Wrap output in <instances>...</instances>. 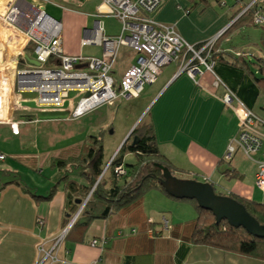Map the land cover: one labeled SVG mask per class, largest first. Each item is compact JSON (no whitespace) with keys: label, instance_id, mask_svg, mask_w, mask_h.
<instances>
[{"label":"crops","instance_id":"obj_1","mask_svg":"<svg viewBox=\"0 0 264 264\" xmlns=\"http://www.w3.org/2000/svg\"><path fill=\"white\" fill-rule=\"evenodd\" d=\"M6 1L0 0V4ZM30 1L31 4H39L36 0ZM89 1L93 4L94 13L99 0ZM245 1L236 3L231 0L229 7L217 11L211 7L212 2L218 5L213 0H165L152 13L151 18L158 24L172 25L185 43L195 46L223 33ZM84 28L91 29V26L86 28L84 23L76 22L71 43L61 41L65 54L80 53L79 39ZM248 28H237L222 35L216 48L227 52L242 48L246 51L244 40L249 37L242 30ZM6 31L4 35H7L2 42L6 50L0 49V61L11 72L14 61L17 66L19 57L25 54L22 49L24 46L19 49L23 36L18 33L19 41H12V35ZM250 55L264 56V51L253 50ZM31 57L30 54L27 58ZM219 63L215 67L220 68ZM167 64H170L169 68L163 74H160L161 71L158 73L161 75L158 86L146 100H154L147 111L146 122L150 123L153 130L158 152L175 169L180 170L176 173L187 175L185 178L201 182L206 179L213 187L223 185L224 181L221 194L240 196V193L231 191L230 183L243 179L251 182L255 163L254 158L249 159L239 149H234L229 160L221 167V156L236 131L234 115L218 100L221 89L211 87L212 77L201 67V74L195 75L196 82H193L184 72L176 75L178 62ZM127 66L121 69V74ZM226 80L231 82L230 78L226 77ZM248 81L249 78L243 76L236 79L232 87L238 89L239 83ZM258 86L253 85L257 94L250 104L252 112L263 121H255L253 127L264 136V92ZM240 95L246 98L245 93ZM32 97L31 93L21 94L24 100ZM73 106L69 107L68 102L66 109L14 107L10 117L17 122L16 134L11 133L7 124H0V155L3 156L0 160V264H38L41 258L38 248L47 251L67 224L63 223L66 209L63 206L62 184L58 181L59 171L51 167V160L60 157L64 149L81 143L90 134H102L104 128L100 125L101 121H94L87 128L83 122L113 108L99 106L74 119H68L69 112L62 119L41 120L34 116L38 110L62 112L67 109L70 111ZM47 123L80 127L81 139L54 151L44 146L37 147L29 139L31 129ZM225 169L232 171V174ZM77 173L73 169L70 175L76 176ZM51 186L55 187L48 199L32 197L45 196ZM194 216L195 212L188 203L170 200L150 190L141 197L139 206L132 211L108 219H94L85 229L74 228L67 236L66 229L52 252L55 261L46 258L40 264H264L263 261L237 253L190 243L189 222ZM162 219L166 221L165 226L161 223ZM144 222L153 224L152 233ZM101 236L110 240L100 252L88 242Z\"/></svg>","mask_w":264,"mask_h":264},{"label":"built area","instance_id":"obj_2","mask_svg":"<svg viewBox=\"0 0 264 264\" xmlns=\"http://www.w3.org/2000/svg\"><path fill=\"white\" fill-rule=\"evenodd\" d=\"M36 1L39 4L8 0L1 6L0 29L10 28L16 34H21L23 41L19 49L29 44L31 59L37 65L29 64L22 58V67L15 66L14 61L9 72L0 61V124H7L12 134L17 133V122L10 116L23 93H31L33 97L30 100L37 107L55 108L64 100L68 102L69 91L80 92L81 96L68 113V119H74L96 107L112 106L119 99L137 97L142 86L152 83L160 68L169 62H178V72H184L193 82H196L194 76L201 74V66L212 77L211 87H221L218 100L236 119V131L225 147L222 161L227 162L234 149H239L249 159L256 156L253 159V183L260 192H264V136L253 127L255 121H263L246 109L229 90L220 86L212 74L209 48L213 39L195 48L185 43L172 25L154 22L151 15L165 0H99L92 17L107 15L114 18L119 26L118 34L104 35L101 22L98 19L92 20L91 29H82L79 46H97L100 48L99 55H67L61 48L60 21L43 11L40 2L44 0ZM263 21L258 12L253 14L254 25H260ZM119 46L132 49L136 56L134 62L115 81L111 69ZM2 158L0 155V160ZM113 171L118 175L123 174L120 166H115ZM74 218L69 219V226ZM161 223L165 226L166 221L162 219ZM64 232L53 240L47 251L38 248L41 253L38 264L46 258L55 261L52 252ZM104 243L102 236L88 242L99 250Z\"/></svg>","mask_w":264,"mask_h":264},{"label":"trees","instance_id":"obj_3","mask_svg":"<svg viewBox=\"0 0 264 264\" xmlns=\"http://www.w3.org/2000/svg\"><path fill=\"white\" fill-rule=\"evenodd\" d=\"M213 1L218 5L222 4V0ZM234 1L240 3L243 0ZM259 1L246 0L243 2L235 13L237 16L227 29L212 41L209 48L212 58V74L218 79L220 86L222 85V87L229 90L250 111H252L250 103L257 94L253 85H259L258 87H261L264 92V56H253L250 53L247 54L244 50L220 51L216 48V45L222 35L229 34L231 30L237 28L260 27L264 30V21L260 25L252 23L255 12H258L264 19V1L263 3ZM247 3L250 4L241 11V8ZM199 45L194 47L196 48ZM22 49L30 52L31 46L26 44ZM19 63L20 61H18L17 67H19ZM217 63H219L220 68L215 67ZM243 76H247L250 81L243 84L239 83L238 89L234 90L232 84L236 79ZM226 77L230 78L231 82H226ZM241 93H245L246 98H242ZM100 135L101 132L87 136L81 143L64 149L60 157L51 160V167L61 172L58 181L62 184L63 206L66 209L63 223L69 221L75 210L83 202L65 236L69 235L74 228L85 229L94 219H108L119 213L132 211L139 206L141 197L145 193L155 190L170 200L188 203L193 208L195 216L189 222L190 230L188 233L190 243L237 253L264 262V239L250 236L240 227L229 226L224 220L215 222L210 212L198 208L193 200L174 199L163 191L157 180L160 177L161 169H166L172 176H176L175 173H179L180 170L175 169L158 152L150 123L142 122L141 119L136 123L127 139L110 158L102 172L101 170L106 161H102ZM126 154L132 156L133 160L131 162H122V157ZM115 166H120L123 174H115L113 171ZM73 169L78 171L76 176L70 175ZM224 171L229 172L230 175L232 174V171L227 169ZM98 176L99 179L95 182ZM11 182L17 184L16 181ZM203 182L208 183V181ZM54 187L51 186L45 196L32 195V197L35 199H48ZM213 192L224 195L215 192L214 187ZM225 195L241 204L258 224H264V201L254 202L234 194ZM144 223L145 227L152 233L153 224ZM102 238L105 242L104 245L110 240L106 236H102ZM104 245L100 248V252L104 249Z\"/></svg>","mask_w":264,"mask_h":264},{"label":"rangeland","instance_id":"obj_4","mask_svg":"<svg viewBox=\"0 0 264 264\" xmlns=\"http://www.w3.org/2000/svg\"><path fill=\"white\" fill-rule=\"evenodd\" d=\"M30 2V0H25ZM264 0H260V3H263ZM43 6V11L53 19H59L61 23L60 37L61 41L71 43L72 32L75 31V23L82 22L84 23L86 28L91 26L92 20L98 19L102 23V30L104 35L116 36L118 34V23L116 20L107 15H101L97 17H92L93 12V4L89 0H44L41 1ZM231 0H222V4L220 7H217L213 2L211 3V7L217 11H223L225 8L229 7ZM250 3H247L241 11H243ZM2 4H0L1 8ZM241 7V6H240ZM74 9V10H73ZM6 31L4 28L0 29V49L6 50L4 43ZM13 38L12 41H19L18 33L14 32L12 29H7V31ZM242 33L247 35L249 38L244 40V43L247 46L246 52L247 54L252 53L253 50H262L264 51V30L260 27H250L247 30H242ZM214 40V38H213ZM251 43V44H249ZM0 53L2 55V51ZM242 50H244L242 48ZM100 52V48L97 46H82L80 49V53L83 56H98ZM24 55L26 57H30V52L28 50L24 51ZM0 55V56H1ZM135 52L132 49L126 46H119L115 53V58L112 64L111 74L115 81L121 75V69L124 66L132 64L135 59ZM22 57H19L18 61H21ZM170 64H165L161 68L160 74H163L164 71L169 68ZM19 67H22V64L19 63ZM201 67V66H199ZM202 69V67L200 68ZM161 75H157L153 83L145 84L142 86L141 92L137 97L134 98H122L119 99L118 103L116 102L114 105L109 106L113 107L110 111H104L101 114H96L94 117L92 116V120H87L83 122V125L87 126L92 125L94 121H101L100 125L104 128V132L99 136L102 148V161L105 162L111 157L116 150L119 142L124 137L125 133L134 125L138 118L141 119L142 122H146L147 111L152 104V101L146 102L147 97L150 93L158 86ZM81 96L80 92L69 91L67 93V99L69 102V107L73 106L77 99ZM264 103V101H263ZM37 110V109H34ZM258 110V109H257ZM69 110H63L62 112H58L55 110H38L35 112V118L41 120L47 119H62L66 116ZM80 127L78 128H70L65 123H47L38 125L31 129L30 141H34V144L39 146H44L48 150L54 151L61 149L67 145L78 142L81 139ZM33 130L34 135H33ZM88 132H86L87 135ZM91 135V134H90ZM256 156H251L253 159ZM133 160L132 156L126 154L122 157V162H131ZM226 162L222 161L221 167L224 166ZM61 172H59L60 174ZM175 177L179 179H187L185 178L187 175H181L175 173ZM201 176H199L200 178ZM198 178V179H199ZM204 179V178H201ZM223 185L225 182H222ZM232 183V184H231ZM230 183L231 191L238 192L240 196L248 198L254 202H262L264 201V192H260L253 180L251 182L243 180H236L235 183L232 181ZM223 185L214 186L215 192H221Z\"/></svg>","mask_w":264,"mask_h":264},{"label":"water","instance_id":"obj_5","mask_svg":"<svg viewBox=\"0 0 264 264\" xmlns=\"http://www.w3.org/2000/svg\"><path fill=\"white\" fill-rule=\"evenodd\" d=\"M21 57L29 64L37 65V62L35 60L27 58L24 54ZM178 73L180 72H177L176 75ZM67 103V100H64L58 107L40 108L37 107L32 100L21 99L16 103V105L17 107H24L29 109H66ZM139 120L140 118L136 120L134 125L129 129V131L119 142L113 155L122 145V143L127 139L131 130ZM110 158L105 162L101 172L107 166ZM98 179L99 176L96 178L95 182ZM157 180L160 187L168 196L174 199L193 200L198 208L210 212L215 222L224 220L229 226L240 227L250 236L264 239V224H258L257 221L245 211L244 207L231 197L227 195L215 194L213 192V187L209 183L197 181L194 179H179L175 176L170 175L169 172H167V170L163 168L161 169L160 177ZM82 205L83 202L78 206L70 219H73L74 216L77 215ZM70 221L71 220L67 222L64 231L68 229Z\"/></svg>","mask_w":264,"mask_h":264}]
</instances>
